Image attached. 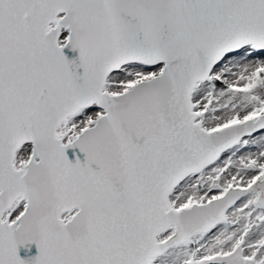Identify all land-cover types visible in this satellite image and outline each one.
Segmentation results:
<instances>
[{
  "label": "snow or ice",
  "instance_id": "obj_1",
  "mask_svg": "<svg viewBox=\"0 0 264 264\" xmlns=\"http://www.w3.org/2000/svg\"><path fill=\"white\" fill-rule=\"evenodd\" d=\"M0 264H264V0H0Z\"/></svg>",
  "mask_w": 264,
  "mask_h": 264
},
{
  "label": "water",
  "instance_id": "obj_2",
  "mask_svg": "<svg viewBox=\"0 0 264 264\" xmlns=\"http://www.w3.org/2000/svg\"><path fill=\"white\" fill-rule=\"evenodd\" d=\"M70 55H74V53L70 54ZM35 246L34 245H31L30 246V250H26L24 248H21L20 249V255L21 256H27V255H32V254H35Z\"/></svg>",
  "mask_w": 264,
  "mask_h": 264
}]
</instances>
